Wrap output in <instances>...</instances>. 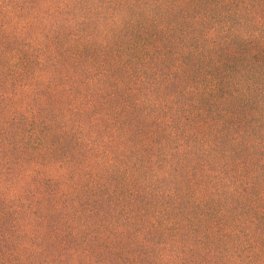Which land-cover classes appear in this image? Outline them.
Wrapping results in <instances>:
<instances>
[{
    "label": "rangeland",
    "instance_id": "374dc122",
    "mask_svg": "<svg viewBox=\"0 0 264 264\" xmlns=\"http://www.w3.org/2000/svg\"><path fill=\"white\" fill-rule=\"evenodd\" d=\"M0 264H264V0H0Z\"/></svg>",
    "mask_w": 264,
    "mask_h": 264
}]
</instances>
